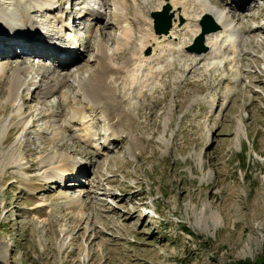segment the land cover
Here are the masks:
<instances>
[{"label":"rangeland","instance_id":"374dc122","mask_svg":"<svg viewBox=\"0 0 264 264\" xmlns=\"http://www.w3.org/2000/svg\"><path fill=\"white\" fill-rule=\"evenodd\" d=\"M38 1L55 7L39 9L40 21L34 12L33 18L20 12L26 0H0V18L8 16L2 19L5 27L0 22L5 34L0 39L17 35L2 30L19 32L27 16L39 29L41 23L60 28L63 42L73 38L80 57L63 63L64 70H53L58 64L52 58L7 54L0 59L5 67L0 71V264L262 263L264 0L236 2L237 13L230 0H218L221 6L202 0L212 10L223 9L237 34L235 52L221 43L212 58L186 51L197 35L196 23L172 44L147 28L151 14L169 0H124L133 30L117 52L120 34L112 24L110 0H98L102 9L93 0ZM86 3L100 15L89 32L91 19L80 10L85 12ZM186 3L195 8L193 1ZM59 17L62 24H56ZM8 18L14 21L8 24ZM21 27L18 35L38 40ZM43 30L45 40L52 36ZM144 33L149 36L142 54L153 55L154 62L136 72V83L124 79L129 74L107 79L119 98L120 118L90 110L82 87L97 69L96 45L107 49L119 70L133 58ZM27 68L34 70L23 72ZM12 79L24 84L15 102L8 100ZM47 87L56 89L40 93ZM75 112L84 115L89 142ZM65 157L84 168L76 176L66 163L64 173L54 169Z\"/></svg>","mask_w":264,"mask_h":264},{"label":"bare ground","instance_id":"6f19581e","mask_svg":"<svg viewBox=\"0 0 264 264\" xmlns=\"http://www.w3.org/2000/svg\"><path fill=\"white\" fill-rule=\"evenodd\" d=\"M26 1L28 2L29 0H26ZM93 1L95 2L94 5H97V7L99 9H102V6H99V4H98V0H93ZM186 1L187 0H169L168 1V4L170 2V4H169V6H170L169 13L171 15V21H172L171 28L169 30L170 33L168 32L167 34H156L155 31L152 29L153 28V26H152L153 19L152 18H150V20L148 19L149 23H148V27L147 28H151L152 29V31H151L152 34H153V31H154V34L156 36L159 35L158 38H161V40L167 39L169 42L171 41V44H172L173 40L175 39L174 37L178 38V37L181 36L180 38H183L184 33H182V30L183 29L184 30H188L189 28H191V25L193 23H196V27H195V29L194 28L193 29L195 30L196 34L198 35L199 34V29H200L199 28V18L201 16L203 17L204 15H209L214 20V22L217 24V26H219L220 28H219V30L217 32H214V33L212 32L211 35L207 34L204 37L205 45L208 47L210 52L208 50L206 53H203V54H200V55H196L195 54L196 56H194V58L195 57H200L201 55H204V54H208L207 56H210L212 58L213 57L212 55L216 54L217 47L221 43H225L226 44L224 49H228V50H231L232 52H235L236 49H237V45H236L237 34H236V32L231 31L229 29L230 25L228 23L227 17H225V15H224V13L222 11L223 9L222 10H212L209 7H207L206 4L202 0H191V4H192V1H193L192 5H195V4L196 5L194 6L195 7L194 9L192 8L193 10L192 9L190 10L189 9L190 6L188 8ZM238 1H240V0H232L230 2L229 6H231V8H232V10H233V11L231 10L232 12H236L234 10V8L237 7L238 4L236 2H238ZM248 1L249 0H244V3L247 4ZM110 2H111V5L113 7V10H114L113 16H111L112 17V22H113L112 24H113V26H116V28L119 30V34H120V36H118L119 38H117V46L115 45L116 48L114 47V49H115L114 51L117 52L121 48H123L130 41L133 29H132V25L130 24L129 19L127 18V15L125 13L126 10H125L124 3H123L124 0H110ZM215 2H216V4H218L220 6L223 5L222 1L215 0ZM213 3H214V1H213ZM27 4L28 5H26L25 7L23 5L19 6L20 10H21L20 12L21 13L26 12V15H29L30 18L32 17L31 15L34 12L33 13L35 15L34 17H36V19H39V21L41 20L40 19L41 15L38 14L40 12L39 9H42V8L45 7L46 9H48V11H51V10L54 11L53 9L55 8V7L52 6L54 3L47 2V1H41L40 2L38 0H30ZM162 5L163 4H161L160 7ZM29 6L32 8L30 12L27 9V7H29ZM171 9H172V11H171ZM199 9H201L200 12L198 11ZM80 10H81V14L82 15L84 14V16H87L88 18L91 19V23H90V25L88 27V32H89V30L92 31L93 30V26H94V28L97 26L96 22L99 20V16L100 15L99 14H93V7L92 8L91 7L86 8L85 12L88 15H86L84 13V10L82 11V8ZM219 11L221 13H219ZM197 12H199V15H197ZM228 13H230V11H227V14ZM24 15H25V13H24ZM3 16L4 17L0 18L1 19L0 22H1V26L5 27L6 24L4 23V21L2 19L6 18L8 16L5 15V14H3ZM19 16H21V14ZM229 17H230V15H229ZM231 17L235 18L234 15L233 16L231 15ZM133 18H134V20H136V19L139 20L140 19L138 14H136V13L134 14ZM222 20L225 22L226 25L224 24V22ZM6 21H7L6 23L9 24L10 22H13L14 20L11 19V18H8V20H6ZM30 21H31V23H30ZM181 21L185 22V27L187 26V23L189 24L187 29L184 28V25L182 24L183 22H181ZM187 21H189V22H187ZM22 22L24 24H20V26L18 27V29H19L18 31L19 32L23 31V28L21 26L24 25V31H26L28 29L32 30V31L30 30L26 34L28 35V34H30V32H32V34H33V36L35 38L38 37V40L34 41L33 40L34 38L29 37V36H27L29 38H26L25 37L26 35H24V34L18 35L19 32H17L15 29H13V30L3 29L2 30L3 33H5L6 30H8V32H9L8 35H10L12 33H16L17 35H14V36L12 35L11 37L5 38L4 40L0 39V59L5 58V57H9L11 55H13V56L14 55L15 56H20V55L27 56L28 55V56H34V57L46 60V59H49V58H53L55 56V53H60L61 50L66 49V48H63L64 46H60L58 44L57 45L56 44H52V45L49 44V42L52 39L54 41L56 40L54 38L53 34L57 35V36H61L60 35L61 34L60 28H52V27L49 26L50 24L41 23L39 26H41L42 28L39 29L38 26H35V25H37L38 21L33 22V19L29 20L27 16H24L22 18ZM62 22H63V20L60 17L58 19H56V24H59V23L62 24ZM136 23L139 25V23L137 21H136ZM143 25H145V22L143 23ZM181 25H182V29L180 30L177 27H179ZM25 28H27V29L25 30ZM35 29H39L41 32L38 31V33H36V32H34ZM43 29H45L46 33H51L52 37L49 40H45V37L43 36L44 34L42 33L44 31ZM94 31L97 32L98 35L102 37V35L99 32V30L96 31V29H94ZM147 36H149V35L148 34L143 35L142 42L141 41L139 42V43H141L140 44L141 47L139 45V48L137 49V51L134 52L133 58L127 59L122 64V66H121V68L119 70L114 69L113 68L114 65L113 66L111 65V61L110 60H111V57H113V56L109 57V55L107 53V49L104 46H101V44L96 45V48H95L96 49V57L94 59L97 62V69L95 68L96 70L94 72L92 71L91 74L88 75V77H87V79L85 81L86 85H83V87H82V91L84 92V94L89 99V102H90V105H91V109L90 110H95L96 112L98 110H100V114L102 113L101 111H105L110 118L111 117H115V118L119 117L120 118L121 111H119V107L117 108V102H116V99H115L116 96L114 94V90H111L107 86V79H109L111 77H116V76H118V78H123V77H126V75L129 74L128 75L129 77L127 76L128 78H124V79L126 81L129 80L131 82L133 80L135 82H132V83H136V80H137L136 72H139L140 69L142 68V66H144L143 64L148 62V60H149V63L154 62V60L150 61V59L152 57H154L153 55H151V57L150 56H145L144 57V55L142 54L143 53L142 51L144 50V48L148 44ZM193 36H194V34H193ZM3 37H5V34H0V38H3ZM71 39H72L73 42H75L73 38H71ZM151 42H152V40H151ZM15 48L20 50L18 54H15L16 53ZM162 50H164V48ZM114 51H113V53H114ZM50 52L52 53L53 57H51V53ZM214 52H215V54H214ZM160 53H163V52H160ZM7 54H10V55L7 56ZM74 55H75L74 57H73V55H71V57H65V56L54 57L53 58L54 63L58 64V66L54 65L53 70H56V69L57 70H59V69L60 70H64L65 66L62 67L61 65L63 63H65V62L66 63H70V62L71 63H76L78 58L80 57V54H74ZM147 57H149V58H147ZM159 58H161V56H159ZM156 61L158 62V60H156ZM149 65H147V66H149ZM0 69H1L0 71L2 72V71L5 70V67L1 66ZM29 69H32V68H29ZM33 70L34 69L28 70V68H27L23 72H31ZM122 73H124V76H123ZM119 76H121V77H119ZM42 77H45V76L43 75ZM2 85H3V81H2ZM23 85H24L23 83H21V82L19 83L16 79H12L11 80V85H10V87L8 89V100L10 99V102H15L16 98L18 97L17 95H19L18 90H19L20 86L22 87ZM53 89H56V88L47 87L43 91H40V93L44 92V95L51 94V93L54 92ZM35 94L36 93L33 91L32 95L29 98V100H31L35 96ZM116 98L118 99V102H119V98L118 97H116ZM24 100H27V99H24ZM113 105L115 106V108L113 107ZM119 105H120V102H119ZM92 115H94V114H92ZM83 116L84 115L82 113H80V112H75L74 113V118H76L75 122L80 123V126H82V124H83V127H81L80 130L82 129L81 131L83 132L84 137L86 136L84 140H86V142H89L90 141L89 140L90 139V131L87 130L88 126H86L84 121H82L83 123L81 122V119L84 118ZM107 130L109 131L108 135H110V138L113 139V140H116V139H114L116 136H115L114 133H112L110 128L107 129ZM112 130L115 131V129H112ZM85 132H88V133L85 134ZM84 145L88 146V144H86L85 142H84ZM90 145H91V143H90ZM62 160H65V162L61 161L60 163L57 164V166L55 165L56 167L54 169H57V170L59 169L60 172H63L64 170L67 171L68 170V168L66 166V164H67L69 167H72L75 170V172L73 173L71 168H69V171L72 172L73 176H76L84 168L83 164L77 162L75 160V158L71 157V159H70V157L69 158L65 157V159H62ZM45 163L47 165H50V161L49 160H47ZM50 174L53 176L52 172ZM54 174H55V172H54ZM58 175H59V173H58ZM61 175H62V173L60 174V177H61Z\"/></svg>","mask_w":264,"mask_h":264},{"label":"water","instance_id":"95a60500","mask_svg":"<svg viewBox=\"0 0 264 264\" xmlns=\"http://www.w3.org/2000/svg\"><path fill=\"white\" fill-rule=\"evenodd\" d=\"M154 24V31L156 34H167L171 28V15L169 14V6L163 7L162 11L154 12L151 14ZM201 33L196 36L192 45L186 48L188 53H193L200 55L206 53L208 47L204 44V36L219 30V26L214 22V20L209 15H204L202 20L199 22Z\"/></svg>","mask_w":264,"mask_h":264},{"label":"trees","instance_id":"16d2710c","mask_svg":"<svg viewBox=\"0 0 264 264\" xmlns=\"http://www.w3.org/2000/svg\"><path fill=\"white\" fill-rule=\"evenodd\" d=\"M183 231H185V233H189V231H186V230H183ZM260 264H264V261L262 263H260Z\"/></svg>","mask_w":264,"mask_h":264}]
</instances>
